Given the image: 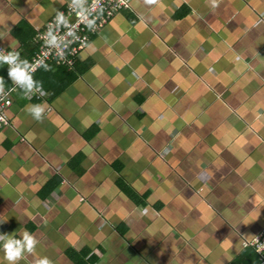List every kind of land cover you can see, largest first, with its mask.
I'll return each instance as SVG.
<instances>
[{
    "label": "crops",
    "instance_id": "crops-1",
    "mask_svg": "<svg viewBox=\"0 0 264 264\" xmlns=\"http://www.w3.org/2000/svg\"><path fill=\"white\" fill-rule=\"evenodd\" d=\"M130 1L74 69L33 75L44 98L12 93L0 234L36 237L18 264H250L244 242L264 229V0ZM69 2L0 0V43L30 62L36 29ZM37 104L42 122L26 111Z\"/></svg>",
    "mask_w": 264,
    "mask_h": 264
},
{
    "label": "clouds",
    "instance_id": "clouds-1",
    "mask_svg": "<svg viewBox=\"0 0 264 264\" xmlns=\"http://www.w3.org/2000/svg\"><path fill=\"white\" fill-rule=\"evenodd\" d=\"M158 0H144L146 5H154ZM220 0H211V7H219ZM93 4L99 7L100 13L103 12V8L100 6V0H93ZM87 0H71L70 8L76 12L77 16L81 13L90 14L87 7ZM95 19L88 20L86 26L89 29L95 28ZM61 26L68 27V20L65 14L59 10L56 11L54 21L49 25L48 32L45 34V44L53 47L57 50V56L60 60L65 59V49L70 43L78 40L79 37L75 35L74 31L69 32L64 37H59L55 34ZM67 36H72L73 41H68ZM0 63L7 64L9 66L8 75L13 82V88L9 92L5 91V81L3 77H0V98H6L10 95L11 91L20 89L24 92L25 96L30 97L33 94L43 93V84L34 79L33 73L40 67H43L45 71H50L49 65L44 63L42 60L29 62L27 59H22L20 52L17 50L7 51L0 50ZM26 111L38 122H42L44 118L45 108L42 105H29L26 107ZM0 121L7 123L3 116H0ZM38 241L36 237L25 230L20 238H16L15 233L0 234V245L5 254V259L8 260L9 264H18L23 258L24 254L34 253L37 247ZM33 264H52V261L47 257H36L33 259Z\"/></svg>",
    "mask_w": 264,
    "mask_h": 264
},
{
    "label": "built area",
    "instance_id": "built-area-1",
    "mask_svg": "<svg viewBox=\"0 0 264 264\" xmlns=\"http://www.w3.org/2000/svg\"><path fill=\"white\" fill-rule=\"evenodd\" d=\"M70 4L71 2L66 4L65 7L60 10L65 14V17L68 20V27L61 26L58 31L54 29V32L57 36L64 37L69 32V30H71L75 32V35L78 36L79 39L69 44L67 49H65V59L60 60L57 56V50L46 45L44 39L45 34L48 32L49 25L54 21L55 16H53L44 24L42 28L36 29L34 40L38 46V50L30 62L42 60L46 64L55 63L58 66L74 69L78 58L84 51H86V48L89 46L93 37L99 34L118 13L131 9L130 0H100V6L103 8V12L100 13L99 7L93 4V0H87L86 7L89 10H95L90 11V14H85L82 12L80 16H77L76 12L70 8ZM92 19H95L96 21L95 28L89 29L86 26V22ZM67 40L73 41V37L67 36ZM0 50H5V52H7L16 50V48L0 43ZM41 68L43 67L38 68L33 73V75ZM13 87V82L11 80V87L6 90V92H9V90ZM15 91L22 90L16 89ZM15 91H11L10 95H8L6 98H0V116H3L7 121V123L0 121V131L10 126L8 110L12 106L11 96ZM43 93L44 94L37 93L39 98H44L46 96V92L44 90ZM244 248H252L257 256L258 264H264V229L251 241H245Z\"/></svg>",
    "mask_w": 264,
    "mask_h": 264
},
{
    "label": "trees",
    "instance_id": "trees-1",
    "mask_svg": "<svg viewBox=\"0 0 264 264\" xmlns=\"http://www.w3.org/2000/svg\"><path fill=\"white\" fill-rule=\"evenodd\" d=\"M32 60V59H31ZM78 62V61H77ZM247 253L250 255V264H258L257 256L252 248H247ZM245 255V253H244Z\"/></svg>",
    "mask_w": 264,
    "mask_h": 264
}]
</instances>
